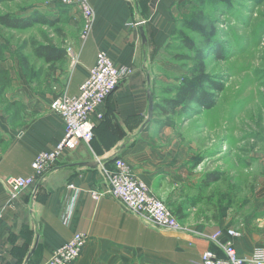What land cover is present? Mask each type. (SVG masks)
I'll use <instances>...</instances> for the list:
<instances>
[{
	"label": "rangeland",
	"instance_id": "obj_1",
	"mask_svg": "<svg viewBox=\"0 0 264 264\" xmlns=\"http://www.w3.org/2000/svg\"><path fill=\"white\" fill-rule=\"evenodd\" d=\"M73 7L67 0H0V14L48 19L25 29L0 26V107L13 121L21 120V111L26 123L37 113L32 108L51 109L75 84L67 81V65L75 68L74 40L85 20L81 13L82 22L70 17ZM175 22L158 55L162 63L147 67L153 76L148 87L155 104L173 99L180 105L168 113L157 107L142 124L143 135L173 145L169 149L182 175L166 180L163 194L153 195L187 233L206 238L215 233L228 243L221 234L233 229L264 242V0H184ZM43 35L65 48L68 60L37 58L32 41L42 42ZM214 82L222 89L213 90ZM191 89L215 94V105L205 109L190 101L185 93Z\"/></svg>",
	"mask_w": 264,
	"mask_h": 264
},
{
	"label": "crops",
	"instance_id": "obj_2",
	"mask_svg": "<svg viewBox=\"0 0 264 264\" xmlns=\"http://www.w3.org/2000/svg\"><path fill=\"white\" fill-rule=\"evenodd\" d=\"M87 1L93 17L89 28L81 30L74 40L76 65L71 68L68 63L71 78L67 81L75 84L67 95L77 93L98 51H104L115 65L132 71L106 99L99 110L102 117L91 114L95 124L91 142L79 141L74 149L64 151L37 188L38 181L13 199L8 194L7 178L32 175L34 156L60 141L64 124L59 114L48 107L32 108L37 113L26 123L22 111L21 120L13 121L8 109L0 107V264H40L75 232L86 233L88 240L73 264H136L137 260L144 264H199L205 250L221 255L219 248L204 236L159 229L128 212L118 199L106 193L108 179L101 168H112L114 158H107L117 150L115 158H123L135 178L158 196L163 194L166 180L179 174L178 157L169 149L173 145H159L143 135L142 117H147V89L153 80L147 67L162 63L158 55L170 41L177 8L184 0ZM69 11L70 17L82 22L76 7ZM70 183L76 194L68 187ZM92 192L102 195L95 199ZM68 206L69 218L65 222L63 215ZM221 236L230 238L242 258H248L255 247L264 246L248 232ZM36 238L37 245L26 261Z\"/></svg>",
	"mask_w": 264,
	"mask_h": 264
},
{
	"label": "built area",
	"instance_id": "obj_3",
	"mask_svg": "<svg viewBox=\"0 0 264 264\" xmlns=\"http://www.w3.org/2000/svg\"><path fill=\"white\" fill-rule=\"evenodd\" d=\"M67 3L79 9L85 20V32L93 17L88 1L67 0ZM130 24L133 23L130 22ZM131 71L130 67L115 65L104 51L97 52L95 63L89 69L86 78L79 84L77 93L58 96L51 102V109L58 113L63 121V136L52 149L40 151L34 156L31 162L32 175L7 178L6 185L11 199L15 198L24 188L41 181L64 151L74 149L79 141L91 142L95 125L90 118L91 114L96 113L98 118L102 117L99 110L106 99L131 74ZM101 168L108 179L106 193L118 199L128 212L137 215L144 223L151 226H161L174 231L186 230L165 202L151 194L149 188L135 178L130 165L123 158H114L110 169ZM68 187L75 193L76 188L73 183H70ZM101 195L100 192H92V197L95 199ZM73 198L74 194L70 202ZM69 206L63 215L65 222L69 218ZM228 235L235 237L238 236V232L229 229ZM207 239L219 248L221 255L213 250H205L200 255L199 264H264V246L255 247L248 258H242L230 241L222 243L219 240V234L214 233ZM87 240L86 233L75 232L69 240L58 246L51 256L40 264H73L81 255Z\"/></svg>",
	"mask_w": 264,
	"mask_h": 264
},
{
	"label": "trees",
	"instance_id": "obj_4",
	"mask_svg": "<svg viewBox=\"0 0 264 264\" xmlns=\"http://www.w3.org/2000/svg\"><path fill=\"white\" fill-rule=\"evenodd\" d=\"M36 23H48V19L45 18L42 14L29 15L26 17H17L16 15L10 13L0 14V26L4 28H14V29H25L32 27ZM32 51L37 58L43 59L45 63H54L58 61L68 60V54L65 48H61L55 45L51 38L46 35H43V41H32ZM212 89L217 91L222 89V86L217 82L211 84ZM213 93L199 92L196 90H186L185 96L192 102L201 105L205 109H209L215 105V98ZM165 105L161 106L154 103V110L162 108L163 113H168L169 110L175 111V108L180 104L173 99H165ZM184 106L180 109L182 110ZM216 176L215 173L211 174ZM218 179V178H215Z\"/></svg>",
	"mask_w": 264,
	"mask_h": 264
},
{
	"label": "water",
	"instance_id": "obj_5",
	"mask_svg": "<svg viewBox=\"0 0 264 264\" xmlns=\"http://www.w3.org/2000/svg\"><path fill=\"white\" fill-rule=\"evenodd\" d=\"M140 23H141V21L139 22V24ZM139 31H140V35H141L142 41L145 42V35H144V31H143V28H142L141 25L139 27ZM147 98H148V108H147V117H146V119H147V121H149L151 119L152 114H153V111H154V95H153V92H152V90L150 88L147 89ZM116 155H117V150H115L113 152V154L109 158H107V159H113V158H115ZM39 184H40V181L37 182L35 188H37V186ZM36 245H37V238H36L35 244H34L32 250H31V252L28 254V256L26 258V261L29 260L30 255L33 252V250L36 247Z\"/></svg>",
	"mask_w": 264,
	"mask_h": 264
}]
</instances>
